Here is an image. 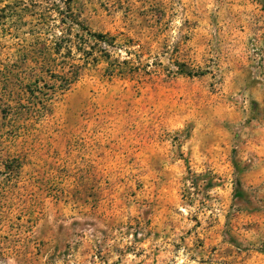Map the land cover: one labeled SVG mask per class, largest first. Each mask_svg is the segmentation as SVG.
Listing matches in <instances>:
<instances>
[{
    "label": "rangeland",
    "instance_id": "rangeland-1",
    "mask_svg": "<svg viewBox=\"0 0 264 264\" xmlns=\"http://www.w3.org/2000/svg\"><path fill=\"white\" fill-rule=\"evenodd\" d=\"M0 264H264V0H0Z\"/></svg>",
    "mask_w": 264,
    "mask_h": 264
},
{
    "label": "trees",
    "instance_id": "trees-1",
    "mask_svg": "<svg viewBox=\"0 0 264 264\" xmlns=\"http://www.w3.org/2000/svg\"><path fill=\"white\" fill-rule=\"evenodd\" d=\"M48 42L50 43L45 47L43 53L33 52L29 58L34 64L35 75V82L30 90L33 100L31 103L38 116L47 111L45 101H39L38 97V94L42 92L39 83L44 82V76L49 77L55 83L53 89L61 91L63 94L80 79L81 72L86 65L112 59L109 48L114 47L113 39L107 35L94 34L83 28V33L78 37V51L82 53L85 61L83 66H79L72 62V49L68 46L69 40L60 36L48 40ZM63 50L66 51L65 54H62ZM112 64H110L111 69L108 71L110 76H113L116 71H120L119 65L114 67ZM11 163L16 167L21 166L19 158H12Z\"/></svg>",
    "mask_w": 264,
    "mask_h": 264
}]
</instances>
